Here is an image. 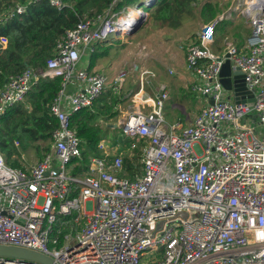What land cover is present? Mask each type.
<instances>
[{"label":"built area","instance_id":"1","mask_svg":"<svg viewBox=\"0 0 264 264\" xmlns=\"http://www.w3.org/2000/svg\"><path fill=\"white\" fill-rule=\"evenodd\" d=\"M47 1L63 7L60 0ZM229 1L182 47L186 69L197 80L192 91L213 101L191 125L166 122V87L150 94L145 90V85L151 88L150 71L138 69V89L124 97L130 109L116 121L128 150L140 147V172L134 179L123 174L122 151L105 140L86 175H72L70 166L81 152L70 116L92 107L106 88L120 94L126 72L107 86L105 75L78 64L95 44L110 35L125 36L138 21H146L145 9L128 6L80 20L57 41L43 71L27 68L8 78L0 90V118L41 79L60 78L61 89L49 104L57 120L50 151L25 171L9 167L0 152V246L40 253L55 264H264V89L257 90L264 78V0ZM25 7L17 4L6 18ZM233 12L249 27L247 52L226 39L222 53L215 55L210 51L215 29ZM7 46L8 39L0 36V52ZM226 60L244 75L243 102H230L220 83ZM71 84L78 91L67 96ZM248 95H253L251 104ZM247 118L256 125L243 123ZM20 160L25 161L23 154ZM73 213L85 217V225L72 236L66 218ZM64 227L68 234H62ZM0 264L41 263L0 257Z\"/></svg>","mask_w":264,"mask_h":264},{"label":"trees","instance_id":"2","mask_svg":"<svg viewBox=\"0 0 264 264\" xmlns=\"http://www.w3.org/2000/svg\"><path fill=\"white\" fill-rule=\"evenodd\" d=\"M60 1L63 7L58 10L47 0L30 4L27 3L28 0H0V36L8 39L7 48L0 52V90L10 76L21 74L27 68L36 72L43 71L46 61L55 54L57 41L80 20H96L98 16L104 17L107 13H118L141 0H121L113 7L112 0ZM199 2L200 0H150L141 7H145L152 20L161 24H174L179 22L182 15L192 17ZM17 4L25 5V11L7 19L8 10ZM221 12L218 0H207L202 4L199 15L203 21H210ZM216 31L218 28L215 29V34ZM107 43L95 44L93 51L84 56V68L87 71L93 72L97 63L109 56L112 46H105ZM60 89V78L41 79L29 90L22 103L8 108L1 116L0 152L9 167L25 171L26 167L20 160L22 152L42 157L50 151L51 133L57 127V120L49 114V104ZM120 95H115L106 88L92 107L80 109L70 116V128L80 141L81 152L80 157L73 160L70 166L72 175L85 176L91 159L102 155L99 143L106 139L108 132L115 131L110 125L116 123L119 115L117 106L125 100V94ZM98 118H101L104 125L97 122ZM110 121L112 123L108 124ZM133 151L140 153V147ZM123 174L129 179L136 176L133 168L126 166V161ZM76 193L77 191L73 195ZM64 232L66 227L62 234ZM62 240L61 235L58 246Z\"/></svg>","mask_w":264,"mask_h":264},{"label":"rangeland","instance_id":"3","mask_svg":"<svg viewBox=\"0 0 264 264\" xmlns=\"http://www.w3.org/2000/svg\"><path fill=\"white\" fill-rule=\"evenodd\" d=\"M144 2L145 0H141L138 3L131 4L130 7L139 6ZM141 8L145 9L143 6ZM235 16L236 15L233 14V17ZM197 24L198 23L194 20V18L187 15H182L179 22L174 24H161L158 21L152 20L149 15L147 20L144 21L138 29L139 31L137 30L138 32L135 34L134 39L126 38L130 36H123V42L121 41L123 44L121 45L119 39L117 38L118 35L109 36L108 41L112 45L110 55L102 60V63L105 64L104 66H107V68H103L104 70L102 68L96 70H103L105 75H107V86L111 85L113 78L117 75V73H119V71L126 72L125 83L123 84V88L121 90V95L125 94V96L129 94L130 91L135 92L138 89L139 72L135 70V66H138L139 69L144 68L150 71V75L147 78L150 86L156 87L157 83L166 82L167 84H170L174 80L175 76L168 75L167 73L159 74L160 69L156 67L160 62H166V58L169 57V53H167L162 46L163 44H166L172 48L170 56L173 58L181 55L182 52L179 49L181 48L180 46L186 42L190 33L197 30ZM114 40L115 42H112ZM140 47H145V49L141 52ZM166 65L173 67V70L175 69V71L181 68L180 65H174L173 62L168 60ZM261 89H264V79L257 87V90ZM145 90H148L147 85H145ZM194 95L198 96L199 101L201 100V95ZM227 96L229 97V101L232 102V92H228ZM130 106L131 102L129 98H125V100L120 103V106H117V110L119 112L118 117H120L121 113L130 109ZM190 115H194V113L192 112ZM164 117L167 122H176L173 117L167 115L166 110L164 111ZM189 121L190 119L188 118L185 120V123H188ZM97 122L100 125H104L101 118H98ZM110 123H112V121L108 122V124ZM105 141L111 148L116 147L118 150L122 151L124 155V162L126 161V166L133 168L136 175L139 174L142 160L141 153L128 150V140L123 136L122 132L119 130L108 132ZM23 154L26 161H23L22 164L26 168L33 165L41 158V156H32L29 153ZM70 218L71 227L69 233L73 236L84 227L85 217L79 213H73ZM75 218H78L77 222L74 221ZM64 234L68 233L64 232Z\"/></svg>","mask_w":264,"mask_h":264},{"label":"crops","instance_id":"4","mask_svg":"<svg viewBox=\"0 0 264 264\" xmlns=\"http://www.w3.org/2000/svg\"><path fill=\"white\" fill-rule=\"evenodd\" d=\"M146 1H150V0H145V2ZM205 1H207V0H200L198 6L194 10L192 18H194V20H196L198 23L197 24V30L195 32L190 33L189 37L186 39V42L184 44H182V46H180L181 48H179V49L181 50L182 54L179 56H176V58H173L170 56L172 48H170V46H168L166 44L165 45L163 44V46H162V48L165 49V51L167 53H169V57L166 58V62H160L159 64H157L156 67H158L160 69L159 74L167 73L168 75L175 76L174 80L170 84H167V82L166 83H159V84L157 83L156 87L151 86V88L148 89V92L151 94V93L155 92L159 86L163 85L166 87L168 94H169V97H168V100L164 104V111L166 110L167 115L170 117H173L176 120V122L182 124L183 127L191 125L194 118L198 115L199 111L205 105L209 104V98L202 96L201 100L199 101L198 96L194 95L197 93L193 92L191 89L192 85L194 83H196L197 80L194 77V75L186 69V66H185V50L182 49V47H186L187 44H189L191 41H193L196 38V35L199 31L200 25L209 22V21H203L199 15L201 6ZM218 1L220 2V7H222V11H224L226 8H228L231 5L229 0H218ZM233 14H235V13L233 12L232 15L228 19L222 21L216 27V28H218V31H216L213 45L210 47V51L215 55H220L222 53L223 42L226 39L232 40L237 45V47L241 50L242 53L247 52L245 42H246V38L249 35V27L245 24V22L242 18L238 17L236 14H235L236 16L233 17ZM137 32L132 34L130 37H126V38L134 39V36ZM117 38L119 39L120 44L122 45L123 43H121V41L124 39L123 36L118 35ZM107 42L108 43L105 44V46H110L111 43L109 41H107ZM112 42H115V40ZM84 56H85V54L82 56V58L78 64L79 67H85L84 65L86 62V58H84ZM103 59H101L97 63V65L93 69V72H97V73H101V74L105 75V73L103 72V70H104L103 68L106 69L107 66H104L105 64L102 63ZM167 60L170 62H173L174 65H176V64L180 65L181 68L178 69L177 71H175V69L173 70V67L166 65ZM99 68H102L103 70L102 71L96 70ZM138 69H139L138 66H135V70L137 72H138ZM105 76L108 80L107 75H105ZM158 77H156V78H158ZM114 78H113V80H114ZM77 91H78V86H76V84H71L70 86L66 87L65 94L67 96H71V95H74ZM228 92H231V91H228ZM232 100H234V94L233 93H232ZM232 102H234V101H232ZM192 112L194 113V115H190V113H192ZM188 118L190 119V121L188 123H185V120ZM176 122H174V123H176ZM167 123L173 124L170 122H167ZM243 123H245L247 125H256V122L253 118H247L243 121ZM113 124H111L110 126H112ZM111 128L115 129V130H119L121 132V130L119 128H113V127H111ZM23 153L24 152H22L21 154H23Z\"/></svg>","mask_w":264,"mask_h":264},{"label":"water","instance_id":"5","mask_svg":"<svg viewBox=\"0 0 264 264\" xmlns=\"http://www.w3.org/2000/svg\"><path fill=\"white\" fill-rule=\"evenodd\" d=\"M141 3L139 6H141ZM142 20L138 21L132 29L126 33L125 36H131L141 27ZM220 83L227 91H231L234 94V102H243L246 98V88L244 84V75L241 71H233L230 67L229 60H226L220 70ZM248 102L251 104L253 101V95L247 96ZM209 104L212 105L213 101L209 99ZM113 128H117V125H112ZM159 224L158 227H160ZM0 257L5 259H20L24 261L37 262L41 264H55L54 260L46 255L29 251L22 248H16L11 246H0Z\"/></svg>","mask_w":264,"mask_h":264}]
</instances>
